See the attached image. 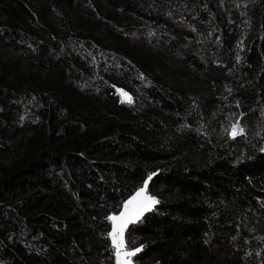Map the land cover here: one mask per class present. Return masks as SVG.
Returning <instances> with one entry per match:
<instances>
[{
  "label": "trees",
  "instance_id": "trees-1",
  "mask_svg": "<svg viewBox=\"0 0 264 264\" xmlns=\"http://www.w3.org/2000/svg\"><path fill=\"white\" fill-rule=\"evenodd\" d=\"M232 115L264 119V0H0V264H115L153 173L138 264H264V133L199 136Z\"/></svg>",
  "mask_w": 264,
  "mask_h": 264
},
{
  "label": "snow or ice",
  "instance_id": "snow-or-ice-1",
  "mask_svg": "<svg viewBox=\"0 0 264 264\" xmlns=\"http://www.w3.org/2000/svg\"><path fill=\"white\" fill-rule=\"evenodd\" d=\"M118 92L122 97V103L131 104L133 102L132 97L128 93L123 90H118ZM226 131H228L232 139L246 135V129L239 120L231 124L230 131ZM154 175L155 173L150 174L143 182V186L123 202L118 214L113 213L107 217V220L110 222V231L107 236L110 240V247L114 254L115 264H134L133 258L143 251V246L135 249L129 248L130 240L128 238V232L131 225L141 221L145 213L151 212L160 203L149 192V183L152 181Z\"/></svg>",
  "mask_w": 264,
  "mask_h": 264
},
{
  "label": "rangeland",
  "instance_id": "rangeland-1",
  "mask_svg": "<svg viewBox=\"0 0 264 264\" xmlns=\"http://www.w3.org/2000/svg\"><path fill=\"white\" fill-rule=\"evenodd\" d=\"M118 90L120 89H116V93L120 97V100H122V97L120 96ZM126 104H129V103H126ZM237 120H239L240 123L245 127L246 135L239 136L236 139H232L230 138L228 131L226 130L230 131L231 124L236 122ZM262 123H264L263 118H260L259 121H256V120L251 121L249 117L247 116L241 117L240 115H232L229 118L225 116L223 117L222 122H217L210 126V130L207 135L204 134L205 135L204 136L202 134H199V136L205 139L206 141H208L209 139H215L216 141H218L217 139H221L225 141L227 145L230 144L233 148L240 149V147L244 144V142L247 141L249 136L253 137V133L250 132L251 130L253 129L256 131L261 130V133H264V130L262 129ZM255 135L257 139L259 140L260 139L259 133H256ZM138 247H140L138 241H134L130 239L129 248L135 249ZM133 260H134V264H138L135 260V257L133 258Z\"/></svg>",
  "mask_w": 264,
  "mask_h": 264
}]
</instances>
